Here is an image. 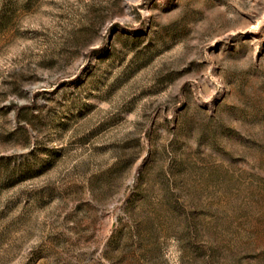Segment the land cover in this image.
<instances>
[{"label": "rangeland", "instance_id": "374dc122", "mask_svg": "<svg viewBox=\"0 0 264 264\" xmlns=\"http://www.w3.org/2000/svg\"><path fill=\"white\" fill-rule=\"evenodd\" d=\"M0 264H264V0H0Z\"/></svg>", "mask_w": 264, "mask_h": 264}]
</instances>
